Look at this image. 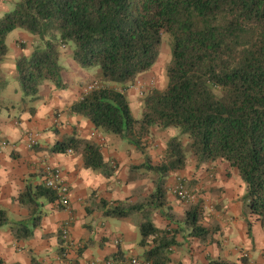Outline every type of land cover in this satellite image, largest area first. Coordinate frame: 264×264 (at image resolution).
Masks as SVG:
<instances>
[{
  "label": "trees",
  "instance_id": "trees-1",
  "mask_svg": "<svg viewBox=\"0 0 264 264\" xmlns=\"http://www.w3.org/2000/svg\"><path fill=\"white\" fill-rule=\"evenodd\" d=\"M15 30L33 38L30 55L15 61L23 106L37 100L44 82L65 89L61 56L70 50L77 67L98 70L93 81L98 85L67 108L69 115L81 116L94 129L139 150L153 129L178 130L158 164L147 159L130 169L131 175L143 170L139 178L152 175L148 195L133 203L99 204L103 216L135 222L139 245L145 248L140 259L170 264L169 249L181 231L205 246L215 242L219 227L203 226L202 200L184 204L178 218L166 199L167 177L185 169L187 154L196 169L226 163L245 186L241 201L246 213L264 230V0H15L0 17V67L7 55L6 38ZM163 36L170 47L165 87H142V113L134 120L126 91L152 70ZM6 85L0 74V93ZM51 152L79 154L85 168L104 175L114 172L104 163L100 146L76 136L56 143ZM40 199L53 203L56 195L44 184L27 187L18 201L29 210V219L13 222L0 210V228L10 226L16 241L30 239L41 220ZM155 215L168 225L155 224ZM105 264L131 263L117 250ZM206 264L248 263L242 255L237 261L212 259Z\"/></svg>",
  "mask_w": 264,
  "mask_h": 264
},
{
  "label": "crops",
  "instance_id": "crops-1",
  "mask_svg": "<svg viewBox=\"0 0 264 264\" xmlns=\"http://www.w3.org/2000/svg\"><path fill=\"white\" fill-rule=\"evenodd\" d=\"M14 2L0 0V17L11 10ZM32 40L23 31L11 32L6 38L7 55L0 67V74L7 83L0 93V143H7L6 147L0 148V210L10 221H27L29 210L18 201V197L27 187L34 190L43 184L46 165L58 169L68 184L70 207L68 210L57 209L53 203L40 199L41 220L28 240L16 241L10 226L1 227L0 263L90 264L97 261L105 264L117 250L123 252L127 259H140L145 248L139 245L135 222L131 218L105 217L99 204L133 203L148 195L153 189L152 175L139 178L144 171L131 175L130 169L147 159L156 165L152 159L155 155L144 143L139 150L125 140L94 129L85 118L68 114L67 108L98 79L95 68L81 69L72 62L71 81H63L64 90H56L51 83L44 82L37 100L23 106L15 79V61L20 56L30 55ZM68 52L70 58V50ZM157 75L153 69L138 76L135 82L142 81L146 87L150 85L160 90ZM9 79H13L15 85H10ZM138 93V89L129 87L125 94L134 120H139L142 113ZM28 108H33L32 114ZM26 132L37 134V146L30 150L25 146ZM177 135L178 132L174 131L173 136ZM71 136L100 146L104 163L113 166L114 172L104 175L85 168L79 154L51 152L56 143ZM178 174L186 177V182L190 180L187 184L198 200L211 198L213 211L205 216L202 224L204 227L218 225L219 231L213 235L215 242L208 246L189 237L188 231L176 234L177 244L169 249L170 264H206L212 259L237 261L242 255H246L248 264H264V230L257 218L248 215L245 207L240 206L245 186L239 176L221 161L207 163L197 169L194 164L170 174L165 184L167 189L176 183ZM166 199L173 212L181 218L185 205L170 191ZM68 218L72 220L70 238L73 245L80 246L78 250L64 249L59 239L61 224ZM153 222L162 228L168 225L157 215ZM170 226L176 228L175 224ZM136 245L140 251L134 250Z\"/></svg>",
  "mask_w": 264,
  "mask_h": 264
},
{
  "label": "built area",
  "instance_id": "built-area-1",
  "mask_svg": "<svg viewBox=\"0 0 264 264\" xmlns=\"http://www.w3.org/2000/svg\"><path fill=\"white\" fill-rule=\"evenodd\" d=\"M97 82H92L87 86V88L84 90L85 92L97 87ZM131 88H135L139 90V96H143V86L140 82H135L130 86ZM142 88V90H140ZM25 138V146L27 149H33L37 146V134L35 132H26L24 135ZM7 146L6 142L0 143V148H4ZM43 184L44 186L53 191L56 195V200L53 202V205L57 209L62 210H68L70 207V198H69V186L66 183L65 179H63L60 171L51 165H46L43 168ZM170 194L174 197H176L181 203L183 204H189L193 203L195 201L194 195L186 189L181 183V181H177L175 185H173L170 188ZM71 218L66 219L61 224L60 230H59V239L61 242V245L64 249H72L74 250L80 249L79 245H73L70 234H71ZM131 264H149L147 262H144L142 259L138 258H131L130 259ZM90 264H98L97 261H93Z\"/></svg>",
  "mask_w": 264,
  "mask_h": 264
},
{
  "label": "rangeland",
  "instance_id": "rangeland-1",
  "mask_svg": "<svg viewBox=\"0 0 264 264\" xmlns=\"http://www.w3.org/2000/svg\"><path fill=\"white\" fill-rule=\"evenodd\" d=\"M69 56V52L68 51H63V55L61 56V66L63 68V72L61 75V80L62 82H66V83H70L71 81V68L70 65L72 63V61L70 60ZM170 59V47H169V39L166 36L162 37L161 40V44L159 46V57L158 60L156 61V64L152 67V70L154 69L155 72L158 74L157 78H158V84H159V88L163 89L165 87V80L166 76L164 77V69L166 67V65L168 64ZM159 68V69H158ZM142 84L144 90L147 89V87H150V85H148L147 87L144 85V83L142 81H138ZM15 81L13 79H9V84L10 85H15ZM143 90V91H144ZM139 94V93H138ZM140 97V96H139ZM143 96L140 97V100L142 101ZM174 131H178L177 129H168V130H163V131H159L157 129H153L150 132V135L147 138H144V141H142V143H144L146 146L149 147V151L153 152V155H155V158H151L158 164L159 163V159H161V155L163 152V147H165L166 145V141H168L169 138H171L174 134ZM143 140V139H142ZM182 143L184 145H186L187 140L186 138H182ZM158 159V160H157ZM157 160V161H156ZM194 165V158L190 155L187 154V160H186V167L190 168ZM178 180L177 181H181L182 179H184V185H186L188 187L187 182H189L190 180H187V182L185 181L186 177H180V174H178ZM176 181V182H177ZM150 184V183H149ZM175 185V184H174ZM185 186V187H186ZM187 189V188H186ZM188 190V189H187ZM195 200H197V196L196 194H194V192H192ZM203 204H204V216H208L210 215L211 211V207H213V202L210 199L207 198H203ZM183 204V203H182ZM244 207V204L241 203L240 206ZM213 209V208H212ZM135 251H140L138 245L135 246Z\"/></svg>",
  "mask_w": 264,
  "mask_h": 264
}]
</instances>
